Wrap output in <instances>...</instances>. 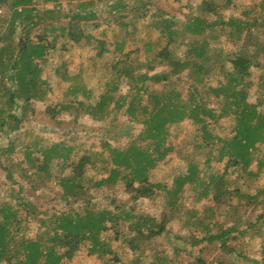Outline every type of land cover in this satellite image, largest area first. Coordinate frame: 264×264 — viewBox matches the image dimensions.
Here are the masks:
<instances>
[{"label":"trees","instance_id":"16d2710c","mask_svg":"<svg viewBox=\"0 0 264 264\" xmlns=\"http://www.w3.org/2000/svg\"><path fill=\"white\" fill-rule=\"evenodd\" d=\"M33 1L0 0V7L7 10L5 16H0V134L14 130L13 124L21 121L26 112V105L33 100L44 101L47 92H50L49 82L40 76L41 66L37 60L40 59L45 64L48 62L49 52L55 47L58 38L65 39L61 49L66 48V43H79L88 38L89 32H85L84 27L98 19L100 10L97 6L101 2V0H78L63 18L59 16L60 18L56 20L55 23L60 22L59 32L49 39L46 33H35L34 29L44 19L43 14H54L56 8H59L58 0H50L55 2V6L52 10L42 12H38ZM235 1L200 0L199 7L208 18L186 14L179 22L169 17L158 5L154 11L151 0L142 8H126V12H122L124 9L122 7H114L106 11L103 16L104 22L108 26L114 24L118 28L117 32L112 34L111 41L116 50H121L126 37L136 32L139 18L158 15L157 36L155 40L151 39L150 31L154 29L155 24L151 22L148 29L149 41L144 42L143 47L147 50V57L149 50L154 49L150 63L155 67H164V70L152 75L142 72L138 78L141 84L135 85L134 88L136 90L147 88V80L163 84L181 72L187 71L188 77L193 82L189 87L190 100L174 103L162 91L147 92L145 100L156 105L154 112L143 105L140 115L134 112L129 116L142 126L137 135L142 139L141 145L137 144V138H134L123 148L112 147L109 151L110 160L107 161L110 166L101 169L103 173L100 178L89 179L87 187L74 180L71 175L61 176V170L71 159L74 169L81 171L86 163H95L91 156L83 155L79 160H76L77 157L71 158V151L60 143L42 149V160L27 153L29 164L24 170L26 172L24 176L27 183L35 181L32 189L40 187L44 182L45 184L55 182L61 188L58 199L65 200L68 204L78 203V206H73L71 212L61 211L53 216V234L47 238L51 244H46L40 239L21 234V218L17 217L20 212L17 209L19 207L2 200L0 202V264H70L73 256L82 251L98 256L102 264H239L237 260H241L244 264H264V226L259 224L264 218V198L259 200L264 189H259L252 195L250 191L227 183V178L231 175L241 180L264 178V155L256 157L255 153L258 144L264 143V106L260 107L264 105V58L263 61L257 60L260 52L264 57V50L258 42L260 40L258 35L255 36L253 31L258 21H261L264 27V16L250 18L247 11L240 16L233 15ZM258 10L263 11L262 15H264L263 2L257 5L256 11ZM162 14L167 18H162ZM17 21L20 22L19 25L22 24L19 35L16 34ZM229 25L236 27V38L232 40H239L242 42V48L254 51L251 53L249 50L251 55L235 52L228 57L231 68L226 71L222 63L217 60L220 51L212 49L210 53L209 40L206 36L211 32L213 39H217ZM52 27V30L56 29ZM204 32L205 34L202 35ZM102 34L107 35V31H103ZM229 35L233 38V34ZM102 43L106 47V40ZM177 47L183 48L182 54L175 52ZM105 49L103 51H106ZM217 64L222 79H219L215 85L206 86L202 79L214 72L213 66ZM141 67L142 65H136L120 69L117 71L118 77L126 80V85L130 87L131 77ZM256 71L260 74L255 78ZM54 73L63 81L73 79L66 74L64 64L55 66ZM7 79L11 81L10 84H7ZM106 85L110 87L108 82ZM116 86L111 85V89H116ZM70 89L71 94L78 90L77 86ZM254 89L262 91L263 98L250 103L247 100L248 93ZM90 92L84 89L82 93L88 95ZM106 94V92L100 94L94 104H84L81 101H70L63 105L54 104L51 108V116L55 118L56 113L74 105L95 121L110 120L102 111L109 104L106 103ZM201 97L207 101L212 97L215 101L212 100L211 105L215 103L217 106L223 98L233 109L228 112L222 108L219 114H216V108L208 106ZM132 98L140 105L144 100L139 92ZM17 99L23 103V114L20 117L13 112ZM134 99L131 100L132 103L135 102ZM72 102L74 104H71ZM224 114L234 115L232 132L225 136L216 135L211 127ZM185 119L194 125L195 148L197 151H205V165L208 167L212 159H217L223 162V168L216 173L207 172L208 179L205 180L198 176V166L189 163L186 173L174 174L175 186H166L165 182L154 179L153 169L165 160L171 150V146L166 143L168 126L178 125ZM16 166L22 171L21 163L16 162ZM53 166H57L60 172L52 173ZM0 167L8 168L1 162ZM104 184L107 186L121 184L129 195L130 206L126 208V205L111 200L104 209L95 214L94 210H91V201L86 197V192H89V187H100ZM187 184L194 191L191 194L192 204L198 205L201 202L210 204L202 207L195 205L187 207L179 196ZM196 186L202 187V191L197 190ZM162 188L165 190L164 206L158 216L134 211L136 202L153 197ZM233 196L238 198L236 204L230 200ZM241 200H246V203L243 204ZM259 205L261 212L256 214V218H251ZM27 206L23 205L24 217L33 213V210ZM245 210L249 211L246 218L242 215ZM221 213L224 214L222 219H220ZM182 217H185V224L182 227L184 232L174 234L181 240L174 243L173 252L169 255L170 252L166 248H160V240L156 238L170 230L169 225L174 219L181 220ZM110 229L113 231L111 239L117 243L115 248L110 245L109 240H104L102 237ZM233 240L236 243L240 241V244H230ZM182 241L183 246H181ZM202 242L208 245H213L215 242L218 244L216 247L220 251L211 261L200 253L201 248L197 254L186 250ZM253 242L256 243L260 256L250 259ZM179 252L183 255L188 252L189 258L178 259ZM226 252L228 254L232 252L234 257L228 256Z\"/></svg>","mask_w":264,"mask_h":264},{"label":"rangeland","instance_id":"374dc122","mask_svg":"<svg viewBox=\"0 0 264 264\" xmlns=\"http://www.w3.org/2000/svg\"><path fill=\"white\" fill-rule=\"evenodd\" d=\"M78 0H58L59 8H56L54 14L45 13L43 18L36 28L35 33L44 34L46 33L48 38L51 39L54 34L59 32L60 22H56L59 16L63 18L65 14L69 12L71 7ZM149 0H101L98 3L99 17L97 20L87 24L84 29L85 32H89L88 38L80 41L79 43H66V48L61 49L65 39L58 38L55 42V47L49 52L48 62L45 64L43 61L38 59L41 69L40 76L49 82L50 92H47L46 99L44 101H31L26 105V112L22 116V101L17 99V105L13 109V112L17 116H22L18 124H13L14 130L7 133L0 134V162L3 166L8 168L0 167V202L10 203L12 206L19 207L20 210L17 217L21 218L20 233L25 237L40 239L41 242L51 244L47 238L53 234V216L58 215V212H71L73 206L77 204L66 203L65 200H60L58 197L61 193L60 186L55 182L42 183L40 187L32 189L35 181L27 183V179L24 176L26 173L24 170L28 167L29 162L27 161V153L32 156H38L42 160V149L50 146L51 144L60 143L65 149L71 151V158L77 157L79 160L81 156H91V159L95 162L94 164L86 163L81 171L74 169V164L71 159L68 160L63 170H61V176L68 174L73 176V179L87 187L88 180L91 178L98 179L102 175L101 169L106 166L107 161L110 160L109 151L112 147L123 148L137 138L136 143L141 145V138H138L142 126L141 124L131 119L129 116L132 113H138L140 115L143 105H146L148 110L156 109V105L153 102L145 100L147 92L162 91L168 95L170 100L174 103L189 101L190 93L189 87L193 84L192 80L187 75V71L181 72L179 75L170 78L169 81L154 82L147 80V88H141L136 90L135 85L141 84V80H138L139 74L146 72L150 75L164 70L163 68L155 67L150 63V58L154 49L149 50L147 57V50L143 47L144 42L149 41L148 29L151 26V22H155L150 32L151 39L155 40L157 36V23H159V17L157 16H145L144 18L138 19L136 32L126 37V41L123 42L121 50L113 48L111 43L112 34L117 32V26L110 25L104 22L103 16L107 10H111L114 7H122V12H126V8H137L146 5ZM153 3L154 11L157 9V5L167 12L169 17L174 18L173 20L179 22L185 17L186 14H194L202 16L204 19L208 18L199 7L200 0H151ZM34 6L38 9V12L43 10H52L54 1L50 0H34ZM264 0H236L235 8L232 14L235 16L242 15L243 12H249L250 18L259 16L260 18L264 15L263 11H256L257 5ZM152 12V11H151ZM7 14L6 8L0 7V16ZM161 15V14H160ZM38 18V17H36ZM61 20L63 21V19ZM162 18L165 17L162 14ZM210 19V18H209ZM253 27L255 36L258 35V42L264 50V27L261 21ZM19 21L16 23V34L21 33V25ZM150 24L148 27H146ZM181 23H178V25ZM56 29L52 30L51 27ZM52 27V28H53ZM235 25H229L225 32L213 39L212 33L210 32L206 39L209 40L210 53L212 49L220 51V57L217 59L218 62L222 63L224 70L228 71L231 68L228 57L232 56L235 52H240L246 55H251L253 49L246 50L242 48V42L239 40H232L236 38ZM176 30V29H174ZM107 31V35H103L102 32ZM222 32V31H220ZM231 32V33H229ZM34 34V33H32ZM205 32L202 34L204 35ZM233 34V38L229 35ZM154 37V38H153ZM229 39V40H228ZM106 40V47L102 43ZM262 40V41H261ZM263 42V43H262ZM155 47V46H154ZM106 48V49H105ZM105 49L106 51H103ZM115 50V51H114ZM183 48L177 47L175 52L182 54ZM215 52V51H214ZM263 54L260 52L257 56V60L263 61ZM64 64L66 74L69 76V81L62 80L58 75L54 73V67L57 65ZM142 65V67L136 70L134 76L131 77L132 84L130 87L126 85V80L123 78L119 79L117 71L123 68H129L130 66ZM219 65L213 66V71L204 77L202 81L206 83V86L215 85L219 79H222L220 74ZM113 67V69H112ZM212 67V66H211ZM260 70L261 67H259ZM264 70V69H263ZM256 77L259 76L260 72L256 71ZM77 76V77H76ZM7 84L11 81L7 79ZM128 81V80H127ZM110 84V87L106 83ZM136 82V83H135ZM134 84V85H133ZM111 85H117L116 89H111ZM77 86L78 90L74 93H70V88ZM84 89L90 90V94L84 95L82 92ZM109 90L108 92L106 91ZM106 92L108 106H105L102 110L105 115L108 116L107 121H95L85 111L78 110L74 105L66 110L62 109L56 113V117L51 116V108L54 104H67L70 101H81L84 104H94L100 94ZM137 92L139 95L144 97L141 101V105L132 98ZM145 94V95H144ZM123 97V98H122ZM135 100L132 103V99ZM208 106H214L216 108V114H219L222 108H225L230 112L233 107L230 106L229 102L225 99H220V104L217 106L215 103L211 105L212 97H209L207 101L204 97H201ZM263 98L262 91L259 89L251 90L248 93V102L255 103L256 100ZM215 101V100H214ZM213 103V102H212ZM71 104H74L72 102ZM76 104V103H75ZM15 104H13V107ZM264 105H260L262 108ZM154 108V109H153ZM128 112V114H127ZM234 115L224 114L220 117L217 123L211 127L216 135L225 136L232 132L234 126ZM212 124V123H211ZM194 125L185 119L178 125L171 124L168 126V135L166 143L171 146V150L166 156L165 160L160 162L154 169V179L158 182H165L166 186H175L174 174H184L187 171L189 163H194L198 166V176L200 179L206 178V173H216L218 170L223 168V162L217 159H212L210 166L205 165V151H197L195 148L194 139ZM143 138V137H142ZM144 146V145H142ZM256 157L264 155V143L258 144V150L255 151ZM16 162L21 163V169L16 166ZM59 168L53 166L51 172L59 173ZM227 183L230 186H239L247 191H250L252 195L256 194L259 189H264V178L259 177L256 180L251 178L237 179L235 175H231L227 178ZM83 187V188H86ZM196 189L202 191V187L196 186ZM162 188L156 192L153 197L143 198L142 200L135 203V212L142 214H151L158 216L160 211L163 210L164 192ZM264 191V190H262ZM193 189L189 184L184 186V191L179 194L180 200L185 202L187 207L193 206L191 202V194ZM86 197L91 201V210H94L95 214L105 208L111 200H115L117 204H123L130 206L129 195L124 191L121 184L115 185H102L100 187H89V192H86ZM82 196H85L82 194ZM264 198V193H261L259 200ZM246 199V198H242ZM233 204H236L238 198L233 196ZM243 204L246 200H241ZM19 204V205H18ZM28 205L33 213L24 217L22 209L23 205ZM210 203L201 202L196 204V207H202ZM18 205V206H17ZM264 207V205H263ZM260 205L252 213L251 218H256V214L260 211ZM264 210V209H263ZM248 210H245L243 217H248ZM224 217L221 213L220 219ZM185 217L181 220L174 219L169 225L170 230L163 235L156 238L160 240V248L168 250L169 255L173 252L174 243L178 242V239L174 234L184 232ZM243 221V220H242ZM109 225V223H107ZM259 224L264 226V218L259 221ZM104 240H109L110 245L115 248L117 243L112 240L113 231L110 229L102 235ZM102 239V240H103ZM257 242V240H255ZM236 241H231L233 244ZM180 244V243H179ZM256 243L253 242L251 246L252 258H259L260 253L258 251ZM184 243L182 241L183 246ZM216 245H208L201 243L194 247H188L186 250L197 254L201 248V254L211 261L215 256L218 255L219 249ZM228 256L234 257L232 252H226ZM188 256V257H187ZM253 256V257H252ZM189 258L188 252L178 253V259ZM256 260V259H255ZM239 264H244L241 260H237ZM3 264V263H2ZM70 264H102L98 256L87 254L86 251H82L70 261ZM120 264V263H119ZM256 264V263H254Z\"/></svg>","mask_w":264,"mask_h":264}]
</instances>
